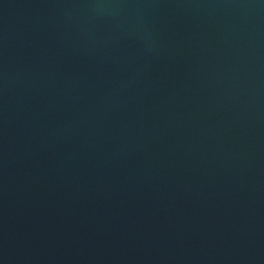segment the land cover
Listing matches in <instances>:
<instances>
[{
    "label": "water",
    "instance_id": "obj_1",
    "mask_svg": "<svg viewBox=\"0 0 264 264\" xmlns=\"http://www.w3.org/2000/svg\"><path fill=\"white\" fill-rule=\"evenodd\" d=\"M0 264H264V0H0Z\"/></svg>",
    "mask_w": 264,
    "mask_h": 264
}]
</instances>
